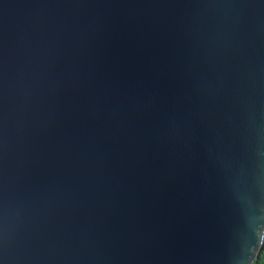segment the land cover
<instances>
[{"label":"water","instance_id":"water-1","mask_svg":"<svg viewBox=\"0 0 264 264\" xmlns=\"http://www.w3.org/2000/svg\"><path fill=\"white\" fill-rule=\"evenodd\" d=\"M264 0H0V264H253Z\"/></svg>","mask_w":264,"mask_h":264},{"label":"trees","instance_id":"trees-1","mask_svg":"<svg viewBox=\"0 0 264 264\" xmlns=\"http://www.w3.org/2000/svg\"><path fill=\"white\" fill-rule=\"evenodd\" d=\"M253 264H264V245L258 258L253 262Z\"/></svg>","mask_w":264,"mask_h":264}]
</instances>
